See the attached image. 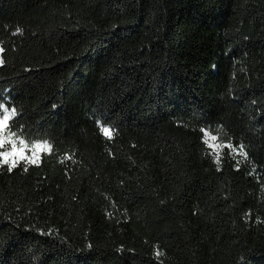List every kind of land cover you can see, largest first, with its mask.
<instances>
[{"label": "trees", "instance_id": "1", "mask_svg": "<svg viewBox=\"0 0 264 264\" xmlns=\"http://www.w3.org/2000/svg\"><path fill=\"white\" fill-rule=\"evenodd\" d=\"M0 49L51 145L0 166V264H264V0H0Z\"/></svg>", "mask_w": 264, "mask_h": 264}, {"label": "snow or ice", "instance_id": "2", "mask_svg": "<svg viewBox=\"0 0 264 264\" xmlns=\"http://www.w3.org/2000/svg\"><path fill=\"white\" fill-rule=\"evenodd\" d=\"M17 31L19 32L20 30L17 29ZM0 51H2V49H0ZM2 63L3 60L0 59V64ZM7 103L8 101L0 102V113H2L0 114V166L7 165V170L11 172L17 166L20 160H26L27 163L30 164H37L38 153L40 151H50L51 145L47 141L33 142L31 145H29L22 137V134L18 136L16 133L11 132L9 130L10 122H12L15 117H17L18 112L14 107L9 109L6 106ZM101 131L106 137L111 138L112 133L108 127H103ZM205 137H207L205 143H208L210 148H213L214 150L219 148V145L209 143V140L215 141L217 139L215 136H211L210 133L205 132ZM228 147L231 148V145L229 144ZM26 150L31 151V157L25 156ZM233 151H235V149H233ZM239 153L241 156H246L244 147L242 145L239 148ZM216 160L217 163H219L218 151L216 153Z\"/></svg>", "mask_w": 264, "mask_h": 264}, {"label": "rangeland", "instance_id": "3", "mask_svg": "<svg viewBox=\"0 0 264 264\" xmlns=\"http://www.w3.org/2000/svg\"><path fill=\"white\" fill-rule=\"evenodd\" d=\"M41 152H45V151H40L39 153H41ZM48 152V151H47ZM47 152H45V153H47Z\"/></svg>", "mask_w": 264, "mask_h": 264}]
</instances>
